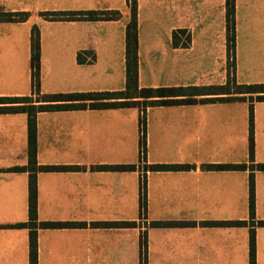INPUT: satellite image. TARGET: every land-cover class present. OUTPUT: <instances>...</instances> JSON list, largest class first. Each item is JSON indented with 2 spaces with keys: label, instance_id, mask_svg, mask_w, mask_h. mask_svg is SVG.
<instances>
[{
  "label": "crops",
  "instance_id": "obj_1",
  "mask_svg": "<svg viewBox=\"0 0 264 264\" xmlns=\"http://www.w3.org/2000/svg\"><path fill=\"white\" fill-rule=\"evenodd\" d=\"M227 0H137L141 88L224 86L228 82ZM117 10L108 21H50L46 11ZM0 12H29L24 22H0V97L32 95L31 35H41L43 93L126 88L128 0H0ZM186 30L191 43L173 45ZM238 83H264V0H236ZM79 55L83 62L79 61ZM214 95L199 97L209 98ZM223 96V95H216ZM254 104V160L250 104ZM139 107L42 112L37 116L39 264H264V171L254 170L256 214L250 217V175L264 163V101L147 107L143 209ZM26 113H0V264H30L29 126ZM246 164L238 170L208 165ZM133 166L109 169L101 166ZM148 169V168H147ZM245 221L246 225L213 222ZM254 224V225H253Z\"/></svg>",
  "mask_w": 264,
  "mask_h": 264
},
{
  "label": "trees",
  "instance_id": "obj_2",
  "mask_svg": "<svg viewBox=\"0 0 264 264\" xmlns=\"http://www.w3.org/2000/svg\"><path fill=\"white\" fill-rule=\"evenodd\" d=\"M131 7V20L126 30V88L122 91L83 92V93H43L41 90V35L37 25L32 28L31 35V70H32V95L20 97H0V113H26L29 126V164L17 169L30 171L29 181V221L17 224V227H29L30 231V264H39L38 228L51 229L65 227L70 223L41 222L38 214V181L37 173L40 171H53L63 166H38L37 164V116L42 112H55L62 110L85 109H116L139 107L143 114L140 118V149L144 158L147 154V120L146 110L154 105H183L209 102H232L246 100L250 96L251 102L254 96L257 101H264V83L239 84L236 81V0H227V43H228V82L224 86H172L158 88H141L139 83V13L137 0H128ZM41 16L50 21H108L117 20L121 13L117 10H87V11H46ZM30 18L29 12L2 13L0 22H24ZM183 39V47L191 43V34L186 30L173 32V45L178 47ZM82 63V56L79 55ZM205 95H214L209 98H201ZM223 95V96H216ZM250 157L254 160V104H250ZM190 165L159 164L147 167L150 171H180L187 170ZM213 170L246 169V164L232 165H208ZM109 169H132L133 166H101ZM264 171V163L255 168L253 166L250 175V217L256 214V184L254 170ZM142 206H147V181H141ZM215 225H246L245 221L238 222H213ZM254 225V224H253ZM259 225L264 226V221ZM250 256L251 264H256V231L250 230Z\"/></svg>",
  "mask_w": 264,
  "mask_h": 264
},
{
  "label": "built area",
  "instance_id": "obj_3",
  "mask_svg": "<svg viewBox=\"0 0 264 264\" xmlns=\"http://www.w3.org/2000/svg\"><path fill=\"white\" fill-rule=\"evenodd\" d=\"M138 169L140 170L141 181H142V183H145V180L147 181V178H148L150 171L146 168V163H145L143 151H141V162L138 166Z\"/></svg>",
  "mask_w": 264,
  "mask_h": 264
},
{
  "label": "rangeland",
  "instance_id": "obj_4",
  "mask_svg": "<svg viewBox=\"0 0 264 264\" xmlns=\"http://www.w3.org/2000/svg\"><path fill=\"white\" fill-rule=\"evenodd\" d=\"M236 52H237V49H236ZM237 54V53H236ZM236 62H237V55H236ZM31 67V64L30 62L26 60V58L24 57V55H22V58H21V77H22V81L24 80L25 76H26V73H27V70ZM263 83V82H261ZM261 83H257V84H261ZM227 84V83H226ZM225 84V85H226ZM239 84H246V83H239ZM253 84V83H252Z\"/></svg>",
  "mask_w": 264,
  "mask_h": 264
}]
</instances>
